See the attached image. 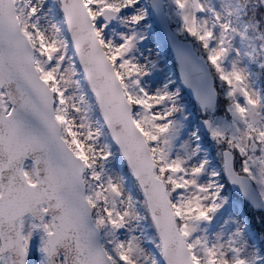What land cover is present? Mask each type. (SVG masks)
Listing matches in <instances>:
<instances>
[{
  "label": "snow or ice",
  "instance_id": "6c2138e0",
  "mask_svg": "<svg viewBox=\"0 0 264 264\" xmlns=\"http://www.w3.org/2000/svg\"><path fill=\"white\" fill-rule=\"evenodd\" d=\"M0 264H264V0H0Z\"/></svg>",
  "mask_w": 264,
  "mask_h": 264
},
{
  "label": "rangeland",
  "instance_id": "374dc122",
  "mask_svg": "<svg viewBox=\"0 0 264 264\" xmlns=\"http://www.w3.org/2000/svg\"><path fill=\"white\" fill-rule=\"evenodd\" d=\"M160 37L158 36V32L156 29H154L153 33L150 34L149 40H148V46H154V45H159L162 53L167 57L165 48L163 44L160 41ZM168 58V57H167ZM169 59V58H168ZM170 60V59H169ZM163 63V61H162ZM173 66V65H172ZM188 111L191 113V109L188 107ZM197 120H194L192 113L191 116L189 117V123L190 124H195ZM231 211L233 215L239 217L242 214V209L236 205V203H232L228 205L225 209V213Z\"/></svg>",
  "mask_w": 264,
  "mask_h": 264
},
{
  "label": "trees",
  "instance_id": "16d2710c",
  "mask_svg": "<svg viewBox=\"0 0 264 264\" xmlns=\"http://www.w3.org/2000/svg\"><path fill=\"white\" fill-rule=\"evenodd\" d=\"M169 56L171 57V54H169ZM186 99H188V105H189V107L191 108L194 117H195L196 119H198L197 114H196V109H195V102L192 101V100H190L189 98H187V96H186ZM234 197H235V196H234ZM235 198H236V197H235ZM236 199H238V198H236ZM245 205H246V204H245ZM246 208H247V213H248V214H247V217L249 218V220H252L253 213H252L251 209H249V207H248L247 205H246Z\"/></svg>",
  "mask_w": 264,
  "mask_h": 264
},
{
  "label": "water",
  "instance_id": "95a60500",
  "mask_svg": "<svg viewBox=\"0 0 264 264\" xmlns=\"http://www.w3.org/2000/svg\"><path fill=\"white\" fill-rule=\"evenodd\" d=\"M159 32H160L162 38L164 39V41L168 44V39H169L168 35L165 32L161 31V30H159Z\"/></svg>",
  "mask_w": 264,
  "mask_h": 264
}]
</instances>
